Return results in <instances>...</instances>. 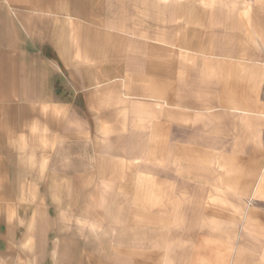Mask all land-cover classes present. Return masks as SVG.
<instances>
[{"label":"rangeland","instance_id":"374dc122","mask_svg":"<svg viewBox=\"0 0 264 264\" xmlns=\"http://www.w3.org/2000/svg\"><path fill=\"white\" fill-rule=\"evenodd\" d=\"M14 3L0 0V96L9 83L17 98L12 111L0 108V132L15 128L9 153L1 147L5 134L0 133V218L8 215L17 222L19 206L29 213L13 230L12 245L0 249V261L15 256V264H21L23 254L30 256V264H197L195 254H186L194 250L195 239L186 228L198 215L190 200L172 195L180 188L181 166L188 160L182 154L187 152L167 150L165 137L150 133V106L135 111L122 78L133 89L134 76L153 74L158 80L182 64L202 62L201 56L192 59L176 51L187 42L181 29L184 13L216 18L229 28L236 17L264 15L261 4L57 0V8H47L40 17V8ZM70 15L80 16L77 26ZM33 24L43 31L37 39L30 37L37 36L34 29L28 31ZM229 35L223 33L222 41ZM167 46L175 51L167 52ZM250 57L264 63V54ZM45 61L55 66L56 103L33 101L32 91L45 87L36 79ZM28 71L36 80L15 84V75ZM149 82L137 86L144 89ZM257 105H263L261 100ZM7 153L12 157L9 180ZM189 153V162H197ZM237 155L234 175L239 181L264 173V150ZM254 201V196L238 199V210ZM187 233L189 248L182 244Z\"/></svg>","mask_w":264,"mask_h":264},{"label":"crops","instance_id":"0c3cea01","mask_svg":"<svg viewBox=\"0 0 264 264\" xmlns=\"http://www.w3.org/2000/svg\"><path fill=\"white\" fill-rule=\"evenodd\" d=\"M6 1L15 2L13 6L17 8H40L37 10L40 17L47 15V8H57V0H28L22 4H19L22 0ZM254 1L264 9V0ZM182 5H187V2L183 1ZM184 14L180 17L185 19L181 29L187 36L183 40L187 39V42L175 49L178 54L192 59H196V55L201 56L202 62L182 64L178 71L158 80L153 78V74L134 76L133 89L126 85L127 78L124 77L126 94L135 99L134 108L150 106V133L163 135L167 150L187 152L182 154L183 161L188 160L181 166V189L172 194L174 198L190 200V208L195 209L198 215L192 221L188 220L192 224L188 223L187 232L192 231L190 236L195 239L192 243L194 250L190 252L188 249L186 254H195L192 261L197 264H264V173L258 179L246 177L243 181L234 175L238 151L264 150V63L250 57L264 54V15L239 16L242 20L236 17L226 28L216 18H192ZM79 20L80 16L70 15V21L76 26ZM31 28L34 34L37 33V36H30L33 39L43 33L39 24H33L28 31ZM223 33L230 34L225 37L228 38L225 42L222 41ZM170 47L167 46V52L175 51ZM238 55H246V58ZM45 63L46 67L38 68L36 77L37 85L45 84V87L39 93L32 91L33 101L56 103L53 90L55 66L51 62ZM26 79L36 80L28 71L23 76L16 74L13 81L22 84ZM149 80L144 89L137 86V82ZM9 86L7 83L5 94L0 96V108L10 112L17 98L12 89L11 92L8 90ZM3 97L7 98L2 100ZM259 100L263 105L255 107ZM14 129L7 126L4 132H0L5 134V143L1 142V147L7 152L13 149ZM189 152H194L191 155L197 158V162H189ZM8 153L6 180L13 179L10 172L12 163L10 166L8 162L12 157ZM204 155L210 158L206 160ZM153 178L151 176V182H155ZM250 196L257 201L238 210V199ZM16 209L17 222L9 219L8 215L0 218V249L8 248L13 240V230L23 225L21 221L24 223L26 213H29L21 206ZM239 214L243 218L241 222L238 221ZM199 217H204L206 223H199ZM190 236L187 233L183 237L184 247H190ZM26 256L21 255V264H30L27 259L30 256ZM9 262L15 264V256L5 255L0 264Z\"/></svg>","mask_w":264,"mask_h":264}]
</instances>
